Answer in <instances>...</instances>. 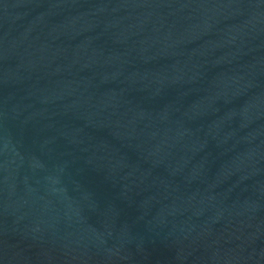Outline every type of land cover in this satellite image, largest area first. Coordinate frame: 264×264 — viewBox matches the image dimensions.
Here are the masks:
<instances>
[{
	"label": "water",
	"instance_id": "1",
	"mask_svg": "<svg viewBox=\"0 0 264 264\" xmlns=\"http://www.w3.org/2000/svg\"><path fill=\"white\" fill-rule=\"evenodd\" d=\"M0 264H264V0H0Z\"/></svg>",
	"mask_w": 264,
	"mask_h": 264
}]
</instances>
